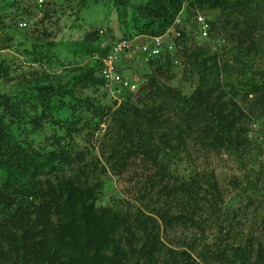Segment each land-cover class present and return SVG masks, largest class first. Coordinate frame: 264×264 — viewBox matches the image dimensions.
Masks as SVG:
<instances>
[{"label":"trees","instance_id":"1","mask_svg":"<svg viewBox=\"0 0 264 264\" xmlns=\"http://www.w3.org/2000/svg\"><path fill=\"white\" fill-rule=\"evenodd\" d=\"M100 1L132 28L105 46L103 31L69 18L73 0H22L41 14L29 32L0 15L16 35L0 36L15 52L0 59V264H264V0L78 6ZM165 34L157 55H135L137 89L113 100L101 76L113 42ZM62 54L90 63L62 82ZM224 160L239 173L226 193ZM107 175L123 197L101 205Z\"/></svg>","mask_w":264,"mask_h":264},{"label":"rangeland","instance_id":"2","mask_svg":"<svg viewBox=\"0 0 264 264\" xmlns=\"http://www.w3.org/2000/svg\"><path fill=\"white\" fill-rule=\"evenodd\" d=\"M22 0H0V15H10L7 19H5V22L9 23V24H16L17 27L23 31V32H29V28L31 27V25L33 24V22L41 15H39L36 12H33V7L31 8H27L25 9L23 7V3L21 2ZM45 1V0H43ZM134 3L136 0H132ZM54 2L56 3H61L62 0H54ZM34 3V2H32ZM38 3L39 0H38ZM34 5V4H32ZM72 8L69 10L67 9L68 12V16L71 20H73L74 17H76V15L80 18L79 22H81L83 20V23L85 26V29H89V28H94V29H98L99 31H103L104 34V39H103V45L105 46L107 43H112L113 41V37H117L119 38L124 32L127 31H131V24H121L119 25L117 19H116V14L114 12H112V8L109 5H105L104 3H101V1L96 4L91 6L90 8H80L78 6V0H73L72 3ZM111 8V9H110ZM30 9V10H29ZM32 13H36V15L32 14ZM32 14L31 18L29 17ZM29 15V16H26ZM215 15H217V12H210L208 13L206 16L207 18L211 19L213 18ZM79 22H77L79 24ZM132 33V32H130ZM14 35L13 39L7 41L8 45H12L16 39V35L13 32V29H2L0 30V36H2L3 38L8 37V35ZM59 38L63 39V40H67L69 37L67 36V34H62L61 36H57L56 40H59ZM196 42L197 45H200L202 43H205L207 40L206 39H202L199 38L196 35ZM69 40H73V39H69ZM222 44H217V41H211L210 42V47L213 53L217 54V57H222L224 58V60L228 59L227 54L224 55L225 53H228V51L230 50V47L228 46H224ZM223 50L224 53H223ZM14 53L11 50H0V59H5V60H11L14 58ZM233 53V52H232ZM137 53H134L130 56L127 57V55H122L121 56V60L120 61H124V63L126 65H128L130 67V69L127 70H122L121 74L128 80L136 82L139 85V77L137 74H133L132 69L136 68V67H142L141 64L139 62V59L137 57H135ZM62 57H64V63H63V67L59 68V72H61L62 74V82H66L67 80H69L70 76L75 75L76 73H79L80 71H82V67L86 65V63H90L89 59L87 57H73L72 54L68 55V54H62ZM223 60V59H222ZM143 69V68H142ZM179 71V69H176L174 72ZM180 73L177 75V77L175 78V80H173L171 82V84L173 86H178L180 85L179 83V79H180ZM236 76H227L224 73L222 74V78H221V82H230L231 80H235ZM188 85H186L187 89H190L189 87H187ZM192 88V87H191ZM137 89V88H136ZM191 91V90H189ZM122 92H120L119 94L116 95L117 98H119L121 100V95ZM115 96V95H114ZM114 100V99H113ZM112 101V100H111ZM255 131V130H254ZM262 163L264 164V156L261 158ZM185 166V165H184ZM183 166V167H184ZM221 166V167H220ZM220 166H216V163L214 164V169L216 172V175L219 179V183L221 184V186L224 188V193H226V191H228V181L231 177V175L233 174L234 176H238V172L236 170V168L229 163V161H225L224 160V164L220 163ZM183 173L186 174L185 171H183ZM260 179H262V177H264V175H259ZM104 188H103V195L101 196L100 200H99V204L101 205H110V203H113L115 201H118L119 199H121L123 197L122 195V186H124V182L123 180H118L116 177L112 176V175H107L104 178ZM230 190V189H229ZM233 194V193H232ZM229 195L225 194V198H224V202H229ZM229 199V200H228ZM232 203V202H231Z\"/></svg>","mask_w":264,"mask_h":264},{"label":"built area","instance_id":"3","mask_svg":"<svg viewBox=\"0 0 264 264\" xmlns=\"http://www.w3.org/2000/svg\"><path fill=\"white\" fill-rule=\"evenodd\" d=\"M206 18L203 15H197L195 22L197 25V32L202 37H206L209 29L208 23H206ZM182 18L178 16L173 25H182ZM172 30L171 28L167 33ZM178 36V34H176ZM167 35L160 37H150L149 42L145 45H141L140 42L135 40L120 39L113 42L112 50L107 58L103 59V69L101 71V76L104 80V89L107 91L108 95L113 99H118L116 97L122 91L129 90L135 91L136 85L129 82L125 77L122 76L120 72V59L122 55L130 56L134 53L148 54V56H155L160 52V48L163 45V39ZM151 48L149 49V46ZM115 95V96H114ZM264 143V142H263Z\"/></svg>","mask_w":264,"mask_h":264},{"label":"clouds","instance_id":"4","mask_svg":"<svg viewBox=\"0 0 264 264\" xmlns=\"http://www.w3.org/2000/svg\"><path fill=\"white\" fill-rule=\"evenodd\" d=\"M121 72V71H120ZM107 92V91H106ZM113 99V98H112ZM115 101H117L118 103L120 102V99L118 98V99H114Z\"/></svg>","mask_w":264,"mask_h":264}]
</instances>
